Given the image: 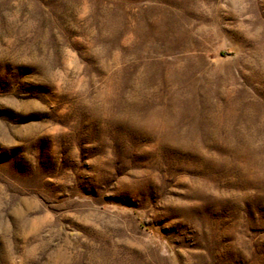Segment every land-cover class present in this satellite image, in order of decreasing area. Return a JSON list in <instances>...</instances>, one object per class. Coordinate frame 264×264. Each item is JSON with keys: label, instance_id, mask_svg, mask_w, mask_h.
<instances>
[{"label": "rangeland", "instance_id": "rangeland-1", "mask_svg": "<svg viewBox=\"0 0 264 264\" xmlns=\"http://www.w3.org/2000/svg\"><path fill=\"white\" fill-rule=\"evenodd\" d=\"M0 264H264V0H0Z\"/></svg>", "mask_w": 264, "mask_h": 264}, {"label": "bare ground", "instance_id": "bare-ground-1", "mask_svg": "<svg viewBox=\"0 0 264 264\" xmlns=\"http://www.w3.org/2000/svg\"><path fill=\"white\" fill-rule=\"evenodd\" d=\"M171 143V142H170ZM205 175V174H204ZM254 175V174H253ZM206 176V175H205ZM209 176V175H208ZM252 176V175H251ZM257 176V175H256ZM211 177H212V175H211ZM210 177V178H211ZM255 177V176H254ZM209 178V177H208ZM196 179V178H195ZM207 180V181H206ZM257 180V179H256ZM259 180V179H258ZM261 180V179H260ZM206 181V182H205ZM247 181V180H246ZM244 182H245V180H244ZM196 183L197 184H194V193L195 194H201V192H200V188H203L204 187V185H205V187H206V184H208L209 183V181H208V179L206 178L205 179V177L204 178H198V180L196 181ZM209 186H210V184H209ZM214 186V185H213ZM210 188V187H209ZM212 188V187H211ZM209 190V189H208ZM207 190V191H208ZM211 190V189H210ZM214 191V190H213ZM198 192V193H197ZM205 194V193H204ZM203 195V194H202ZM204 196V195H203ZM241 198V197H240Z\"/></svg>", "mask_w": 264, "mask_h": 264}]
</instances>
